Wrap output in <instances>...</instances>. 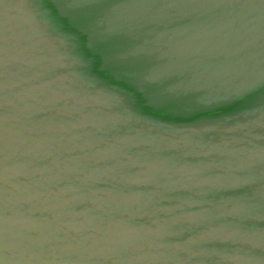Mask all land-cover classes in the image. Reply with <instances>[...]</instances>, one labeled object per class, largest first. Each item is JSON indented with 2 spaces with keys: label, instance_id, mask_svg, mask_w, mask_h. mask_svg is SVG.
Returning <instances> with one entry per match:
<instances>
[{
  "label": "water",
  "instance_id": "95a60500",
  "mask_svg": "<svg viewBox=\"0 0 264 264\" xmlns=\"http://www.w3.org/2000/svg\"><path fill=\"white\" fill-rule=\"evenodd\" d=\"M0 264H264V0H0Z\"/></svg>",
  "mask_w": 264,
  "mask_h": 264
}]
</instances>
